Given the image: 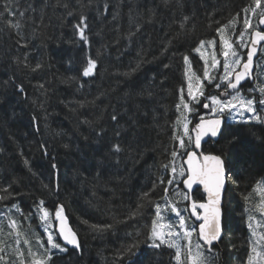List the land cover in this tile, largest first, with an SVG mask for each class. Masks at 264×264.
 <instances>
[{"label": "trees", "instance_id": "obj_1", "mask_svg": "<svg viewBox=\"0 0 264 264\" xmlns=\"http://www.w3.org/2000/svg\"><path fill=\"white\" fill-rule=\"evenodd\" d=\"M4 2L9 7L0 16V189L11 183V190L21 195L0 201V247L7 245L0 254L16 258L12 255L16 237L7 235L12 231L9 209L12 218L21 221L20 230L32 242L33 251L37 250L36 236L44 233L34 206L43 199L51 212L64 205L81 245L79 249L65 246L67 252L54 250L51 264H176L173 249L153 248L147 240L154 216L149 200L163 204V186L152 191L149 199H142L141 193L149 191L161 174L167 178L160 165L168 162V153L176 147L172 133L180 113L175 106L178 89L186 90L182 56L187 54L193 70L202 75L203 60L192 49L199 41L212 39L221 47L216 29L241 13L235 29L226 34L235 41L243 28L241 10L251 7L252 0H20L19 8L15 0ZM29 3L37 11L26 13L22 21V35L28 41L24 47V41L17 43L15 13ZM69 11L73 16H67ZM81 14L88 18L87 44L73 29ZM251 18L254 24L258 20ZM216 51L222 64L220 50ZM241 51L246 54L247 49ZM86 56L97 61L89 77L82 76ZM37 62L42 67L33 71ZM221 74L222 67L212 72ZM261 85L264 54L257 58L253 77L241 85V94L259 101L264 98ZM222 89L205 83L206 95H218ZM256 107L264 118V109L258 103ZM197 108L198 112L188 114L190 128L206 115L202 103ZM113 114L117 121L111 119ZM234 115L235 120L225 114L220 138L203 146L204 152L225 159L231 177L223 206L224 235L214 247L219 256L213 264H244L251 247L246 242L251 233L244 209L258 218L261 215L255 208L260 195L253 193V187L264 178V123H243L238 112ZM251 115L244 112V118ZM117 130L119 138L114 135ZM114 143L124 150L110 153ZM175 191L171 186L168 198L185 207ZM249 193L253 194L246 202L243 196ZM193 198L205 196L197 189ZM12 204L25 214L32 212L31 219L25 220ZM133 244L137 247L127 252ZM19 247L27 251L23 238Z\"/></svg>", "mask_w": 264, "mask_h": 264}, {"label": "snow or ice", "instance_id": "obj_2", "mask_svg": "<svg viewBox=\"0 0 264 264\" xmlns=\"http://www.w3.org/2000/svg\"><path fill=\"white\" fill-rule=\"evenodd\" d=\"M19 3L20 0H15L17 8H19ZM46 6L44 4L40 9L41 15L39 19L41 24H43L44 20L43 7ZM8 7L4 0H0V16H3ZM64 7L67 8L68 5L65 4ZM105 7L107 8V5ZM36 11L37 9L29 3L27 8L18 10L15 13L18 17L14 24V27L18 30L17 36L19 39L17 43L24 41V47L28 46V41L22 35L24 27L22 21L26 13ZM148 11L155 15L153 9H148ZM241 12L245 14L243 16V28L235 41H232L230 34H226L230 30L235 29V25L239 23L241 13H237L227 24H223L216 29L221 45L220 55L223 56L222 64L217 56L216 39L201 40L197 47L192 49L203 60L202 75H198L193 70L187 54L182 56L185 65L186 90L183 86L178 89L179 103L175 106L180 113L174 121L172 133V139L176 142V147L168 153V162L160 165V168L167 173V178H165L164 174H161L152 182V188L149 191L141 193L142 199H149L152 191L157 187L163 186L164 195L161 199L164 203L161 204L149 200V203L154 208V216L151 220L147 240L151 242L150 246L153 248L158 249L162 246H167L173 249L174 255L172 259L176 264H213L219 256L214 250V245L222 240L224 234L221 207L222 192L226 182L231 177L226 171L225 160L221 155L201 151L202 141L205 137L216 138L222 134L225 114L235 120L234 113L238 112L241 117L240 122L248 123L251 120H255L264 123V118L258 114L256 107L258 103L264 109V98L257 101L255 97L246 98L241 94V82L252 75L254 56L264 54V30H261L264 27V0H252V6L242 9ZM248 13H251V15H248ZM67 16H73V11H69ZM252 16L258 17L255 24L252 21ZM28 19L35 22L31 16ZM87 19L86 15L81 14L78 22L73 25L75 33L86 44L89 42V38L86 35L88 30ZM188 19V17H184V20ZM180 26L183 27V23ZM137 27L139 28V25ZM35 31L36 29H33L34 33ZM130 35L133 34L130 33ZM245 37H248L247 42ZM206 46L211 47L210 53L207 51ZM242 49H247L246 54L241 51ZM165 51H167V48H165ZM16 60L19 62V58H16ZM41 67L42 65L37 62L33 71ZM96 67L97 61L91 56H86L82 76H92ZM136 67L139 68L140 65L137 64ZM165 67H168V65H165ZM220 67H222V74L219 77L212 75L213 70ZM132 71L135 72L136 69H132ZM70 79L76 78L71 77ZM205 83L209 86L214 85L216 89L223 88V91L218 95H206ZM18 87L23 92V84ZM40 87H43V85H40ZM248 91L252 92L254 89H248ZM233 92L235 94H232ZM259 92L261 97H264V85L259 87ZM185 95L188 97L187 100ZM201 97L205 101H210V103L202 102ZM221 97L228 98L222 99ZM201 103L204 109H209L206 114L207 118L206 115H200L198 122L190 128L192 121L189 119L188 114L198 112L197 105ZM244 112L252 115L244 118ZM111 119L117 121V115L113 114ZM85 123H88V121H85ZM114 135L119 138L121 132L117 130ZM123 150L120 143L112 144L109 149L112 154H119ZM165 151L167 152V149ZM25 163L27 164L28 161H25ZM52 168L56 169V165L53 164ZM13 183H18V181L14 180ZM181 184L184 186L183 189L180 187ZM171 186H175L176 191L174 194L186 202L185 207H178L177 205L180 201L173 202L168 198ZM194 186H202L206 199L196 200L192 197L191 190ZM43 187L49 188V185H43ZM55 187L58 189V183ZM11 189V183L7 187L0 189V191L7 193V195L0 196V201L8 200L14 195H21L20 193H14ZM253 193H259L260 195V202L255 208L261 214L262 220L254 223L256 217L251 214L249 208L245 207L244 213H247V227L251 233L246 242L251 247L244 264H264V233L258 234L256 231L257 227L264 224V178L256 182L253 187ZM253 193L244 195L243 199L249 202ZM44 205L45 201L40 199L34 206L35 214L38 216L44 233V236L39 234L36 236V251H33L32 242L25 238V233L20 230L21 221L13 219L11 209H9L7 219L8 226L12 231L7 235H15L16 237L15 244L17 247L12 251V255L16 258L12 259L8 254H0V264H51L54 250L56 252H67L68 249L65 245H72L74 249L81 247L77 233L68 223L64 205H56L54 212H51ZM140 207L142 205L138 204L137 208L139 209ZM11 208L23 215L25 220H30L33 215L32 212L25 214L18 204H12ZM165 213L173 215L175 220L167 218ZM136 214L135 212L133 213V215ZM2 223L3 221H0V225ZM83 223H87V221H83ZM92 227L98 228L96 225H92ZM105 227L111 228V225H106ZM2 231L3 228L0 227V232ZM45 236L46 240L44 239ZM194 237L195 243H193ZM21 238H23V244L28 245L26 252L19 247ZM182 241L183 243H181ZM0 243H3V241H0ZM6 247L7 245L0 247V253H5ZM135 247L137 245L133 244L126 251L131 253ZM258 248L261 250L258 251ZM40 249H43V251L41 252Z\"/></svg>", "mask_w": 264, "mask_h": 264}, {"label": "water", "instance_id": "obj_3", "mask_svg": "<svg viewBox=\"0 0 264 264\" xmlns=\"http://www.w3.org/2000/svg\"><path fill=\"white\" fill-rule=\"evenodd\" d=\"M261 30H264V27H262L261 28ZM259 57V54H257L256 56H254V67H253V69H252V75L249 77V78H252L253 77V75H254V71H255V68H256V60H257V58ZM248 78V79H249ZM248 79H246L245 81H242L241 82V85L243 84V83H245ZM231 91V90H230ZM223 98H226V97H223ZM206 111H209V109H205ZM224 123H225V119H224ZM194 126V125H193ZM223 129H224V125H223ZM220 138V136H218V137H216V138H212V137H205L204 138V140L202 141V148H201V151H203L202 149H203V145H204V143H206V142H208L210 139H213V140H218ZM213 154H215V153H213ZM217 155H219V154H217ZM223 158V157H222ZM224 159V158H223ZM225 167H226V171H227V166H226V162H225ZM227 186H228V181L226 182V184H225V188H224V190H223V192H222V202H221V207H222V213H223V221H224V210H223V206H224V199H225V192H226V189H227ZM197 188H200L201 190H202V192H203V188H202V186H194L193 187V189L191 190V195H193V192L197 189ZM204 193V192H203ZM205 194V193H204ZM205 197H206V194H205ZM206 199V198H205ZM66 215V214H65ZM68 223H69V221H68ZM224 224V223H223ZM69 225H70V223H69ZM71 226V225H70ZM72 227V226H71ZM78 236V235H77ZM221 242V241H220ZM219 242V243H220ZM218 243V244H219ZM218 244H215V245H218ZM67 246H69V247H73L72 245H67Z\"/></svg>", "mask_w": 264, "mask_h": 264}, {"label": "rangeland", "instance_id": "obj_4", "mask_svg": "<svg viewBox=\"0 0 264 264\" xmlns=\"http://www.w3.org/2000/svg\"><path fill=\"white\" fill-rule=\"evenodd\" d=\"M210 46H206V48H207V51L210 53L211 52V47L209 48ZM216 49L217 50H220V47L218 48V46L216 45ZM220 56H222V55H220ZM222 59H223V56H222ZM165 216H166V214H165ZM253 216H255V215H253ZM167 217V216H166ZM256 217V216H255ZM167 218H169V219H171V220H175V217L173 216V215H171V214H169L168 213V217ZM260 218H258V217H256V220L254 221L255 223H257V222H259L258 220H259ZM256 231H257V233L259 234V233H264V231L260 228V227H257V229H256ZM45 238H46V236H45ZM255 239V238H254ZM181 243H183V241L181 242ZM193 243H195V237L193 238ZM258 251L259 250H261L260 248H258L257 249Z\"/></svg>", "mask_w": 264, "mask_h": 264}, {"label": "bare ground", "instance_id": "obj_5", "mask_svg": "<svg viewBox=\"0 0 264 264\" xmlns=\"http://www.w3.org/2000/svg\"><path fill=\"white\" fill-rule=\"evenodd\" d=\"M255 22H256V21H255ZM215 38H216V37H215ZM262 56H263V55H262ZM213 74H214V73H213ZM253 80H254V79H253ZM252 84H253V83H252ZM260 84H262V83H260ZM259 87H260V86H259ZM257 93H258V92H257ZM246 96H247V95H246ZM224 160H225V159H224ZM225 162H226V161H225ZM17 196H18V195H17ZM220 243H221V242H220ZM220 243H219V244H220ZM219 244H218L217 246H219Z\"/></svg>", "mask_w": 264, "mask_h": 264}, {"label": "flooded vegetation", "instance_id": "obj_6", "mask_svg": "<svg viewBox=\"0 0 264 264\" xmlns=\"http://www.w3.org/2000/svg\"><path fill=\"white\" fill-rule=\"evenodd\" d=\"M216 247H218V246H216Z\"/></svg>", "mask_w": 264, "mask_h": 264}]
</instances>
